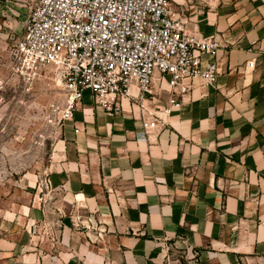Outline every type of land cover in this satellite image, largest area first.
Wrapping results in <instances>:
<instances>
[{"label": "crops", "instance_id": "0c3cea01", "mask_svg": "<svg viewBox=\"0 0 264 264\" xmlns=\"http://www.w3.org/2000/svg\"><path fill=\"white\" fill-rule=\"evenodd\" d=\"M179 3L220 42L216 86L146 138L131 98L110 115L86 91L44 166L49 190L28 180L37 192L0 221V264H166L168 245L188 264H264V0Z\"/></svg>", "mask_w": 264, "mask_h": 264}, {"label": "built area", "instance_id": "2783aa9c", "mask_svg": "<svg viewBox=\"0 0 264 264\" xmlns=\"http://www.w3.org/2000/svg\"><path fill=\"white\" fill-rule=\"evenodd\" d=\"M176 1L34 0L11 50V73L31 79L54 67L65 92L62 122L74 118L86 91L110 115L131 98L139 138L149 137L185 95L215 87L222 73L220 42L189 30L188 3ZM166 251L180 260L178 247Z\"/></svg>", "mask_w": 264, "mask_h": 264}, {"label": "rangeland", "instance_id": "374dc122", "mask_svg": "<svg viewBox=\"0 0 264 264\" xmlns=\"http://www.w3.org/2000/svg\"><path fill=\"white\" fill-rule=\"evenodd\" d=\"M178 3V0L176 1ZM34 0H0V221L15 219L31 190H49L45 164L59 136L65 92L54 67L44 68L31 79L13 76L11 50L22 35ZM23 9V10H22ZM25 11V12H24ZM29 180V181H28ZM44 198V195H42ZM45 199V198H44ZM46 202V201H45ZM18 216L25 217L24 212ZM21 222V221H20ZM25 223L21 222L19 227ZM23 226V228H24ZM44 237L46 226L37 228ZM48 233V232H47ZM165 257L166 264H188L181 257ZM186 257V256H185Z\"/></svg>", "mask_w": 264, "mask_h": 264}, {"label": "bare ground", "instance_id": "6f19581e", "mask_svg": "<svg viewBox=\"0 0 264 264\" xmlns=\"http://www.w3.org/2000/svg\"><path fill=\"white\" fill-rule=\"evenodd\" d=\"M61 81V80H60ZM62 83V82H61ZM62 85V84H61Z\"/></svg>", "mask_w": 264, "mask_h": 264}]
</instances>
